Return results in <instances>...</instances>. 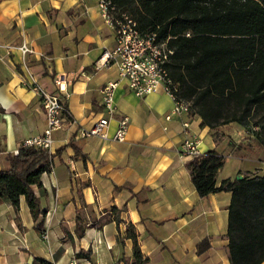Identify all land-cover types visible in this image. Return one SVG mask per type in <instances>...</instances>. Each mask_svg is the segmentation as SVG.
Segmentation results:
<instances>
[{"label": "crops", "instance_id": "1", "mask_svg": "<svg viewBox=\"0 0 264 264\" xmlns=\"http://www.w3.org/2000/svg\"><path fill=\"white\" fill-rule=\"evenodd\" d=\"M23 44L30 53L18 50ZM114 46L99 0H0V171L9 168L8 155L45 129L35 87L63 96L55 86L60 80L70 116L53 135L50 171L40 176V187H33L43 213L41 228L37 230L23 197L18 211L7 201L0 204V264L131 262L130 229L147 264H230L226 231L231 194L199 198L186 168L192 159L178 151L185 139L195 137L202 154L214 150L224 163L233 157L236 173L229 176L221 168L217 186L249 176L239 164L253 160L251 153H237L234 145L230 153L223 145L222 130L232 124L211 131L190 113L166 120L173 108L167 93L139 99L121 83L106 134L112 137L118 120L127 117L125 140L80 137L81 130L93 128L106 115L100 90L117 80V72L113 66L96 70L95 63ZM202 242L207 249L198 254ZM80 251L90 252L91 260L78 259Z\"/></svg>", "mask_w": 264, "mask_h": 264}, {"label": "trees", "instance_id": "2", "mask_svg": "<svg viewBox=\"0 0 264 264\" xmlns=\"http://www.w3.org/2000/svg\"><path fill=\"white\" fill-rule=\"evenodd\" d=\"M111 5L140 31L156 32L158 41H167L172 55L165 69L173 94L200 118L201 127L216 131L230 124L253 125L264 150V0H111ZM53 155L20 147L17 155L6 157L9 168L0 171V204L7 201L18 211L23 197L37 230L43 213L33 187H40ZM223 165V157L211 150L186 168L199 198L231 194L226 231L230 264H262L264 174L226 179L217 186ZM126 238L132 241V261L122 258L115 264H147L132 229ZM206 249L202 242L197 253ZM76 257L91 260V253L80 251Z\"/></svg>", "mask_w": 264, "mask_h": 264}, {"label": "built area", "instance_id": "3", "mask_svg": "<svg viewBox=\"0 0 264 264\" xmlns=\"http://www.w3.org/2000/svg\"><path fill=\"white\" fill-rule=\"evenodd\" d=\"M99 8L103 18L108 22L114 32L115 46L111 52L104 53L95 63V69L113 66L117 72V80L107 82L100 90L102 107L106 113L93 128L81 130L80 137H98L102 141L123 142L129 127V119L121 117L117 129L112 137H108L106 129L109 121L116 115L113 106L114 93L123 83L137 98L141 99L158 91L167 93L172 101L173 108L170 115L189 114L188 104L176 99L172 91V83L167 77L165 65L169 62L172 50L167 41H158L156 32L140 31L137 23L126 14L114 13L111 0H99ZM18 50L23 54L30 53L25 44ZM57 92L60 95L47 93L38 87L35 92L40 96L45 115V129L39 136L26 140L21 147H33L36 150L52 155L56 131L61 130L70 122V116L65 107L68 95L60 80L55 81ZM184 128L188 125L183 124ZM179 155L183 158H198L203 154L199 149V141L195 137L185 139L179 147ZM18 150L13 155H17ZM46 239V235L43 236Z\"/></svg>", "mask_w": 264, "mask_h": 264}, {"label": "rangeland", "instance_id": "4", "mask_svg": "<svg viewBox=\"0 0 264 264\" xmlns=\"http://www.w3.org/2000/svg\"><path fill=\"white\" fill-rule=\"evenodd\" d=\"M222 131L225 134L223 145H225L224 147L228 150V152H230L229 149L232 148V145H234V147H236L235 151L237 153L250 152L251 154H249V156L252 157L253 160H259L260 158L262 160L253 161L251 159H247L240 161V169L244 172H248L250 176L262 173L264 174V150L259 145V142L257 140L258 138L255 135V131H257V128L253 127V125L248 127H241L237 124H232L224 128ZM238 132L242 133L241 138L240 136H238ZM237 166L238 163L234 160L233 157H225V163L220 173L232 176L233 173H236ZM234 179H236V177H234Z\"/></svg>", "mask_w": 264, "mask_h": 264}, {"label": "water", "instance_id": "5", "mask_svg": "<svg viewBox=\"0 0 264 264\" xmlns=\"http://www.w3.org/2000/svg\"><path fill=\"white\" fill-rule=\"evenodd\" d=\"M243 177H241V176H238V177H236V180H241Z\"/></svg>", "mask_w": 264, "mask_h": 264}]
</instances>
